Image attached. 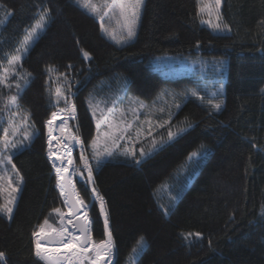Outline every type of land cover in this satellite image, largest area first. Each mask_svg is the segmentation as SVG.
Wrapping results in <instances>:
<instances>
[{
  "label": "trees",
  "instance_id": "trees-1",
  "mask_svg": "<svg viewBox=\"0 0 264 264\" xmlns=\"http://www.w3.org/2000/svg\"><path fill=\"white\" fill-rule=\"evenodd\" d=\"M80 1L0 0V17L12 13L0 26L5 66L6 54H14L40 9H50L52 17L22 61L32 77L15 118L30 113L29 124L38 131L27 147L12 150L23 179L12 218L0 213V252L5 253L0 264H43L34 255L33 233L45 219L58 226L53 210H65L47 155L45 76L47 66L74 61L83 66L72 88L77 131L94 177V184L79 179L77 187L97 242L106 239L107 230L92 187L104 198L112 264H264V0H222L220 14L230 29L225 33L203 25L200 0H145L136 36L123 44L111 40L99 17ZM166 56L207 65L169 77L156 62ZM167 90L187 99L170 125L139 144L146 156L139 147L132 161L105 159L97 167L91 151L97 125L89 103L123 94L138 109ZM9 92L16 93L14 85L3 89L4 95ZM209 99L224 100L219 113L210 110ZM16 111L0 113V130L9 128ZM169 127L187 131L160 148ZM192 152L201 155L188 160ZM76 160L80 164L78 153ZM3 197L0 186V205ZM187 233L201 236L185 238Z\"/></svg>",
  "mask_w": 264,
  "mask_h": 264
},
{
  "label": "snow or ice",
  "instance_id": "snow-or-ice-1",
  "mask_svg": "<svg viewBox=\"0 0 264 264\" xmlns=\"http://www.w3.org/2000/svg\"><path fill=\"white\" fill-rule=\"evenodd\" d=\"M85 6H88V0H84ZM222 0H214V6H213V0H207V2H203L202 6H200L199 11L201 13L208 12L209 15L212 14V11H215L216 13V21L213 23L211 20L208 21L210 26L215 31H228L230 30L228 25L226 23L222 22V17L220 14V6H221ZM144 4V0H105V7L106 10L103 12V14H99V19L101 20V29L105 32H108V29L104 27L103 20L105 16H108L111 12L113 15H115V12H113V9L118 8L119 14L123 18V24L122 28L126 30V34L122 35L118 42H127L128 40H131L136 36V25L138 20L140 19L139 16V10ZM126 5L131 7V11L126 9ZM4 7L3 5H0V8ZM93 12H98V9L93 6L92 7ZM12 15V13L9 11L7 12L3 17H0V26H4L7 22L8 16ZM52 22L51 17V10L47 8H42L38 12V16L35 19V22L33 25L30 26L29 29H25L23 38L18 42L19 46L14 49V54H6L7 59V66H5L2 62H0V113H9L11 112V109L15 108L17 111L15 113H12L11 116L8 119L9 128H4L0 131H2V136H0V173H3L7 170L8 165L11 166V169L17 173L18 170H16L15 165L12 164V156L13 152L12 150L15 149L17 151H20L21 148L27 147V144L25 142H30L36 135V130L34 126L29 124L30 121V113H25L23 118L20 120L19 124L17 123V120L15 117L20 115L19 109V99L22 98L23 91L30 85L31 83V77L32 73L28 72L27 70L23 69L22 61L26 54L29 52L30 48L33 46V44L39 39L40 34L44 32V30L48 27V25ZM110 36H112L113 39H116V36L113 32H108ZM83 56L85 58H90V54L88 52H83ZM71 67V65H69ZM49 73L53 72V68L49 67L47 69ZM15 78L14 80L12 78ZM64 84L67 86L68 90L71 89V81L67 79L65 76ZM15 87L16 94H11L10 92L7 95H4L3 89H11L12 87ZM221 90L223 89V84H221ZM55 95L57 97L56 103L59 104V100L63 98L65 100V103H68V99L66 96L63 95L61 91V87H57L55 90ZM216 94L213 93V96ZM191 96L197 97L202 102L204 101L203 96H198V93L196 91L191 92ZM207 104L210 106V110L212 112L219 113L222 110V106L224 105V100H220L219 102H213V100L209 99L207 101ZM89 106L91 107V102L89 103ZM145 106L143 104L140 105V108H144ZM176 108H180V105L177 104ZM76 111V105L74 103L71 104V113L74 115ZM111 112L112 110L109 109ZM132 116H133V122H129L127 124L124 123L123 120L120 121V124L118 125L115 120L107 124L108 131H105L103 133L105 137V147L102 151L97 150V139H94L91 141V147L93 149L92 151V159H94L97 162V167L101 166V161L105 158L113 157L114 152H116L117 149L120 148V141L124 140L126 137L131 140V137L128 136V133L133 129V123L135 120L139 119L138 116V109L137 108H131L130 109ZM160 111H164V109H160ZM93 116L96 115V112L93 111ZM121 117H123L124 113L123 110H121L120 113ZM58 118L57 112L51 113V118L46 121L47 124V130H48V155L49 157L55 155V153L52 152V125L53 122ZM107 119V117H105ZM67 123V121H65ZM149 125L148 128V136H151L152 134V128H151V122H147ZM171 124V116H169V119L165 121L163 124H159L160 128H164L165 125ZM33 127V131H28V127ZM97 127H99V121L97 122ZM21 128H23L21 133ZM61 131H63V128H61ZM140 129L138 128L136 130L137 135V142H139V136H140ZM187 131L185 128H180L176 132H173L171 128L169 127L167 129V140H164L161 138L159 147L162 148L164 144H166L168 141L173 140L176 136H178L180 133ZM18 134L22 135V139L18 140L16 137ZM147 138V137H145ZM75 139V138H74ZM80 143H83V141H80ZM109 143L111 146L109 147ZM203 148V146H201ZM152 148H157V141L153 138L152 140ZM120 154L122 155H131L133 157L136 156V152L134 150H127L125 149ZM140 155L142 157L146 156V153L144 152L143 148L140 149ZM201 155V153L198 152H192L188 156V160H193L197 156ZM71 153L68 154L67 163L72 164L73 161L70 158ZM61 160V166H56L55 163L53 166L56 168V175H57V183L60 188V195L64 197V202L67 204L69 212L70 213H79L81 210V206H83L85 209H87V205L84 204V201L79 198V193L75 192V186L72 185L73 191L69 193L66 190V184L71 183V177L66 181L65 180V173H68V168L64 166V159L61 157H57ZM80 160L83 161V169L85 172H82L80 168H74L71 175H76L77 173L80 174L81 177L85 178L87 182L94 184V177H93V167L89 162V159L87 156L83 154V152L80 154ZM136 164H140L141 160H135ZM86 173V174H85ZM3 179V176L0 175V180ZM22 177H20V180L22 182ZM8 183L11 185L12 178H8ZM12 192L19 191L18 188L12 187ZM92 193L95 195V198L99 201L100 204V213L103 214L104 220H103V226L107 230L106 231V239H102L99 242L93 239L92 232L90 227H81L80 225H76V231H69L67 225H71L73 223L72 219H69L67 221V224L64 222V216L65 213L61 211L60 208H55L53 211L56 213L57 218L60 221L61 227L60 228H52L49 227V230L46 231L44 225H48V220H44V225L40 226L39 231L34 232L33 236L35 237V252L34 255L38 258L39 261H42L43 264H101L102 258H108L107 264H111L110 257L112 256L113 248H114V242H113V235L112 231L109 229V219H108V213L105 210V202L104 198L99 195L96 188L92 187ZM74 197V199H73ZM15 204V197L13 196L11 199H9L5 204L0 205V213L7 216L9 219L12 218L13 213V205ZM90 221L88 219L87 211L84 212V224H89ZM77 232H79V236L77 235ZM195 235L196 237H200V233H187L186 237H192ZM82 237V238H81ZM47 238L48 244H58L62 248L69 249V252L61 253L60 248H49L45 245H42L41 241L43 239ZM141 244L144 243L143 238H141L140 241ZM211 243V242H210ZM135 251V250H134ZM92 253V255H89V253ZM5 257V253L0 252V260H3Z\"/></svg>",
  "mask_w": 264,
  "mask_h": 264
},
{
  "label": "rangeland",
  "instance_id": "rangeland-1",
  "mask_svg": "<svg viewBox=\"0 0 264 264\" xmlns=\"http://www.w3.org/2000/svg\"><path fill=\"white\" fill-rule=\"evenodd\" d=\"M80 2L88 11H90L92 14L97 15L98 17H99V14H103V12L106 10L105 0H88L87 7L85 6L84 0H81ZM203 2H207V0H200V6H202ZM109 3H110V0H109ZM93 6H95L98 9V12L92 11ZM213 6H214V0H213ZM126 9L129 11L132 10L131 7L128 5H126ZM141 10H142V7L139 10V16L141 14ZM220 10H221V6H220ZM113 12H115V15H113L110 12L108 16L104 17L103 24H104V27L108 29V32H113L115 34L116 39H113L112 36L108 34V32H105L104 30L103 31L114 42H117L119 44L126 43V42H118L120 37L126 34V30L122 28L123 18L119 14V9L115 8L113 9ZM200 16H201V21L203 25L213 30L210 24L208 23V21L211 20L213 23L217 22L215 11H212L211 15H209L207 11L204 13L200 12ZM137 26H138V22L136 25V32H137ZM213 31L216 33H225V31H215V30ZM156 62L158 66L161 68L160 69L161 73L169 77H179V76L189 74L190 72L196 71L200 67L201 63L205 66L207 65V61H203V62L197 61L196 62L190 57H184V56H166L163 58H159V60ZM69 65H71V67H69ZM49 67L53 68V72L49 73L47 71ZM82 72H83L82 64H80L77 61H74L69 64L65 63V64H59V65H54V66L52 65L47 66L46 76H45L46 86H47L46 95H45L47 120L51 118L52 112L58 113V118L53 122L54 124L53 130L56 129L57 131H56V134L53 133L52 135L53 137L52 152L55 153V155L51 157H49L48 155V157L49 159L57 160V161H61L60 159L57 158V157H61L64 159V162L67 163L68 154L71 153L70 158L72 159L73 163L72 164L67 163L68 165L67 168L70 173L71 181L73 185L75 186V189L77 188V190H78L77 182L79 181V179L84 180V181H86V179L81 177L79 173H77L76 175H71L74 168H80L82 172H85V170L82 167L83 161L81 160L80 164H78L76 160L77 153L80 157V154L83 152V144L80 143L81 139L77 131V124H76L77 113L76 111L74 115L71 113V104L74 103V92L72 89L73 87H76L74 82L80 77ZM65 76L67 77L69 81H71L70 91L68 90L67 86L64 84ZM57 87H61V91L63 95L67 97L68 99L67 104L65 103V100L63 98L59 100V104L56 103L57 97L55 95V90ZM12 94H16V93H12ZM186 99H187V96L185 95H182L178 92L167 90L150 104H146L144 102L139 103L138 105L139 111L137 113L139 116V119L134 121L133 129L128 133V136L131 137V140H129L127 137L124 140H121L120 148L117 149L116 152H114L113 157H109L105 159L114 158L116 160L117 159H121V160L124 159V160H130V161L134 160L136 156L133 157L131 155H122L120 153L123 152L125 149H127L130 151L134 150L137 155V150L140 147L139 144H141L143 141L147 140L149 137H151L153 134L159 131L161 129L159 127V124H163L165 121H167L169 119V116H171V120H172L175 113L179 110L178 108H176V105L179 104L181 107L183 102ZM111 100L112 101L110 102L109 100H98L96 103L93 102L91 104L92 113L93 111L96 112V115L94 116L96 125H97V122L99 121V127H97V134L94 138V139H97V137H99V139L97 140V150L98 151H102L105 147V137L103 133L105 131H108L107 129L108 123L112 122L113 120H115L118 125L120 124L121 120H123L125 124L129 122H133V116H132L130 109L134 108V106H132V104L134 103L131 97L129 98V96L118 94V95L113 96ZM141 104H143L145 107L140 108ZM109 109H111L112 111L110 112ZM160 109H164V111H160ZM121 110H123V113H124L123 117H121L120 115ZM105 117H107V119H105ZM65 121H67V123H65ZM148 121L151 122V128H152L151 136L147 135L148 128H149V125L147 123ZM19 122L20 121H17L18 124ZM46 127H47V124H46ZM61 128H63V131H61ZM138 128L141 130L140 136H139V142H137V135H136V130ZM48 139H49V136H48V130H47V149H48ZM110 146L111 144L109 143V147ZM91 151H93L92 147H91ZM6 167H7V170L3 173H0V175L3 176V179L0 180V186L3 192V196H4L3 204H5L13 196L15 197V204H16L22 182L20 178L18 177L17 173L11 169L10 165ZM9 177L12 178L11 185H9L8 183ZM12 187L18 188L19 191L12 192L11 191ZM15 204L13 205V212H14ZM63 213H65L66 215L64 216L65 217L64 220H66L65 224H67V221L70 219L68 216V210L65 208ZM41 225H44V223ZM44 227H45V230L48 231L49 227L60 228L61 224L59 221L58 226H52L50 225V223H48V225H44ZM39 229L40 227L38 228L37 231H39ZM48 247L49 248H60L61 252H69V249L62 248L60 246L58 247L48 246ZM89 255H92V253L90 252ZM112 258L113 256L110 257L111 264H112ZM107 259L108 258H102L101 264H107ZM85 264H87V262H85Z\"/></svg>",
  "mask_w": 264,
  "mask_h": 264
},
{
  "label": "water",
  "instance_id": "water-1",
  "mask_svg": "<svg viewBox=\"0 0 264 264\" xmlns=\"http://www.w3.org/2000/svg\"><path fill=\"white\" fill-rule=\"evenodd\" d=\"M47 154H48V149H47ZM49 160L51 162V165H52L53 170H54V173H55L56 186H57V190L59 192V196H60V198H61V200L63 202L64 207L68 210V216H69V218L72 219V221H73V223H72V227H73L72 230L73 231H76V227L75 226L77 225V219H79V220L80 219H83L84 220V212L87 210V215H88V209H85L83 206H81V210H80L79 213H75V212L70 213L69 212L68 206L64 202V197L62 195H60V188H59L58 183H57L56 168L53 166L54 163H55L56 166H61V163L59 161H57V160H52V159H49ZM64 166H66V167L68 166L66 162H64ZM69 177H70V173L68 171V173H66L65 180L67 181L69 179ZM72 185H73L72 181H71L70 184H66V190L69 193H71L73 191ZM75 192L79 193L78 190H77V188L75 189ZM79 198L81 199L80 194H79ZM73 199H74V197H73ZM88 219H89V215H88ZM85 226L86 227H90V223L87 224V225H84V227ZM77 234H79V232H77ZM42 241L47 242V238L43 239Z\"/></svg>",
  "mask_w": 264,
  "mask_h": 264
},
{
  "label": "crops",
  "instance_id": "crops-1",
  "mask_svg": "<svg viewBox=\"0 0 264 264\" xmlns=\"http://www.w3.org/2000/svg\"><path fill=\"white\" fill-rule=\"evenodd\" d=\"M66 216V215H65ZM65 218V217H64ZM64 222H66V220H64ZM50 225H52L51 223H50ZM68 227H70V228H68L69 229V231H73L72 230V224L71 225H68ZM78 235V234H77ZM79 236V235H78ZM41 243H42V245H45V246H51V247H58V246H60V245H58V244H48L47 242H44V241H41ZM61 247V246H60ZM61 253H65V252H61Z\"/></svg>",
  "mask_w": 264,
  "mask_h": 264
},
{
  "label": "bare ground",
  "instance_id": "bare-ground-1",
  "mask_svg": "<svg viewBox=\"0 0 264 264\" xmlns=\"http://www.w3.org/2000/svg\"><path fill=\"white\" fill-rule=\"evenodd\" d=\"M56 131H57V130L54 129V130H53V133L56 134ZM59 162L61 163V161H59ZM65 176H66V173H65ZM77 225H80L81 227H84V225H85V224H84V220H83V219H80V220L77 219ZM78 235H79V234H78ZM81 238H82V237H81Z\"/></svg>",
  "mask_w": 264,
  "mask_h": 264
}]
</instances>
